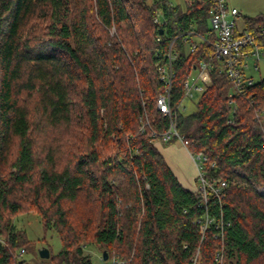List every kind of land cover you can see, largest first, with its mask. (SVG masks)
Segmentation results:
<instances>
[{"label":"trees","instance_id":"16d2710c","mask_svg":"<svg viewBox=\"0 0 264 264\" xmlns=\"http://www.w3.org/2000/svg\"><path fill=\"white\" fill-rule=\"evenodd\" d=\"M208 10L197 0H0V264L26 263L32 240L14 219L29 211L60 238L52 264H264V78L231 95L215 70L196 109H178L208 178L228 180L222 198L206 204L156 145L169 128L157 98L174 23L200 27ZM263 28L264 12L243 17L242 29ZM173 49L175 108L209 47L191 51L181 37ZM64 126L78 130L58 144ZM86 237L109 258L86 254Z\"/></svg>","mask_w":264,"mask_h":264},{"label":"built area","instance_id":"2783aa9c","mask_svg":"<svg viewBox=\"0 0 264 264\" xmlns=\"http://www.w3.org/2000/svg\"><path fill=\"white\" fill-rule=\"evenodd\" d=\"M198 3L209 4L207 23L196 27L190 24L184 28L180 23H174L176 36L172 39L167 52L168 62L160 66V77L164 81L165 90L157 98V106L167 117L169 128L161 134L164 142L177 138L180 143L188 149V152L197 167L198 188L202 191L204 202L213 198H222L228 180L209 179L205 162L208 155L204 151L193 152L189 148V140L181 134L177 128L178 109H185V100L187 98H197L210 82L211 73L218 71L228 76L232 84L231 95L242 94L245 89L257 80L253 78L251 71L260 70V61L264 56V45L260 38L264 37V28L258 34L240 29L238 19L240 11L236 6L228 3L227 0H197ZM156 22H161L160 17H155ZM184 38L186 47L193 51L198 44L203 42L209 47L207 56L194 65V71L188 75L184 82V97L174 108L172 105V88L175 72L173 69V60L176 57L173 45L178 38ZM233 102V100H231ZM144 124H149L146 119ZM217 163L212 162V167ZM210 221L206 215V224ZM206 224L204 226H206ZM24 249L20 250V254Z\"/></svg>","mask_w":264,"mask_h":264},{"label":"rangeland","instance_id":"374dc122","mask_svg":"<svg viewBox=\"0 0 264 264\" xmlns=\"http://www.w3.org/2000/svg\"><path fill=\"white\" fill-rule=\"evenodd\" d=\"M152 1V0H150ZM171 5H180L181 7H186V1L187 0H168ZM230 3L236 4V3H246L248 7L254 12V13H259V11H264V2L263 0H229ZM252 12H249V14ZM252 15V14H251ZM256 15V14H255ZM238 26L240 29L243 28V22L242 20L238 21ZM96 29L98 30V33L101 32V28L96 26ZM111 34L117 35V31L115 26L110 28ZM253 78L255 80H259L261 78H264V56L260 61V70L259 71H251ZM196 100L197 98H187L184 102L185 104V109L187 112H191L196 109ZM78 130L77 126H68L67 127H60L58 130H54L53 132V137L56 139V142L58 144H63V141H66L68 137L72 138L76 135V131ZM170 143H176L178 146L181 147V143L177 138H174ZM167 143V144H168ZM57 144V145H58ZM198 188V187H197ZM199 189V188H198ZM197 189V192L199 191ZM73 217L75 219H80V214L79 212L75 211L73 213ZM15 223L18 228L25 229L27 232V235L29 239L32 240V242L27 246L26 251L23 255V258L26 260L25 264H52L51 260L48 258H43L39 254V249L41 247L47 246L49 249L51 248L52 253H56L60 249V238L59 236L53 232L52 230L44 231L42 228V224L39 220V217L37 213L35 212H30L29 213H24L17 218L14 219ZM76 224L77 221L75 220ZM206 226H202V232H205ZM90 238L86 237L82 243H85V253L90 254L92 257H94L96 262H99L102 260L103 256L102 253L104 251H107L103 249V245H95L90 243ZM87 244V245H86ZM51 250H50V256H51ZM109 252V251H108ZM107 252V253H108ZM199 253V250L198 252ZM110 256V253H108V258ZM113 261H118L120 264H126L125 261L121 260L120 258L116 257L113 259ZM195 263V261H194ZM193 263V264H194Z\"/></svg>","mask_w":264,"mask_h":264},{"label":"crops","instance_id":"0c3cea01","mask_svg":"<svg viewBox=\"0 0 264 264\" xmlns=\"http://www.w3.org/2000/svg\"><path fill=\"white\" fill-rule=\"evenodd\" d=\"M227 1L229 4L236 6L239 9L240 17L238 21L242 20L243 22L244 16H257L264 12L259 11V13H254L246 3L232 4L229 0ZM262 2H264V0ZM249 12L252 13L249 14ZM156 145L182 184L191 190H196L198 187L197 167L191 158L188 149L182 144L180 147L176 143L167 144L164 141H157Z\"/></svg>","mask_w":264,"mask_h":264},{"label":"water","instance_id":"95a60500","mask_svg":"<svg viewBox=\"0 0 264 264\" xmlns=\"http://www.w3.org/2000/svg\"><path fill=\"white\" fill-rule=\"evenodd\" d=\"M160 32L163 33V29H160ZM39 254L43 258H48V257H50V249L47 246L41 247L39 249ZM104 254H105V257L104 258L106 260L108 258L107 251H104Z\"/></svg>","mask_w":264,"mask_h":264}]
</instances>
